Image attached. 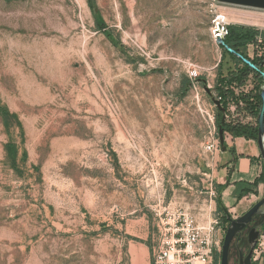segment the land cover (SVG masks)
I'll list each match as a JSON object with an SVG mask.
<instances>
[{
  "label": "rangeland",
  "instance_id": "rangeland-1",
  "mask_svg": "<svg viewBox=\"0 0 264 264\" xmlns=\"http://www.w3.org/2000/svg\"><path fill=\"white\" fill-rule=\"evenodd\" d=\"M92 2L0 0V264H153L184 211L222 235L203 80L216 98L236 65L212 20L261 31L264 8Z\"/></svg>",
  "mask_w": 264,
  "mask_h": 264
},
{
  "label": "built area",
  "instance_id": "built-area-1",
  "mask_svg": "<svg viewBox=\"0 0 264 264\" xmlns=\"http://www.w3.org/2000/svg\"><path fill=\"white\" fill-rule=\"evenodd\" d=\"M229 22L221 15H216L212 20L211 38L216 42L218 38L224 39L228 34ZM248 46L252 47V51L248 52V58L264 59V39L258 35L255 40ZM256 77L249 74L241 83H234L230 86L232 93L227 92L225 96L217 95L216 99L223 101L225 120L229 122L253 121V117L245 113L246 104L238 102V95L249 93L254 90L256 85ZM236 101L238 103H236ZM222 104V105H223ZM210 138L206 142V149L214 156L220 151V142L217 138L218 127L215 124V117H210ZM226 136H230L228 132H224ZM225 136V138H226ZM214 158V157H213ZM210 196L215 195L210 191ZM216 220L209 222L208 227L201 228L197 225L196 217L191 213L184 211L177 216L174 226L169 228L170 238L166 241L165 247L161 249L154 257L153 264H195V260L205 262L210 260L212 252L219 253L225 230L219 236V229ZM204 234L205 238L198 243H194L195 239L190 238L193 235ZM264 252V235L261 234L257 239V244L253 250V260L260 257Z\"/></svg>",
  "mask_w": 264,
  "mask_h": 264
},
{
  "label": "trees",
  "instance_id": "trees-1",
  "mask_svg": "<svg viewBox=\"0 0 264 264\" xmlns=\"http://www.w3.org/2000/svg\"><path fill=\"white\" fill-rule=\"evenodd\" d=\"M89 5L94 8L92 0H89ZM104 23L99 22L98 26L100 28H104ZM105 35L114 42V44H119L117 43L112 35L108 32L105 31ZM260 35L264 39V30L259 31L256 28L253 27H247L243 25H229L228 26V34L227 36L223 39L225 45L228 47L232 48L233 50L241 53L244 57H247L243 52L242 48H244L247 44L253 42L256 38V36ZM224 55H226L228 58H230L236 67L232 70H228L226 74H220V79H218L219 83H222L223 85L221 87L217 86L218 89V95L225 96L227 92L232 93V88L230 86L234 83L241 84L246 77L249 74H253L257 81L255 85V89L249 93L241 94L238 95L240 99L246 104L245 107V113L249 114L252 116L254 119L253 121L250 122H241V121H234V122H229V121H224L223 123V131L228 132L232 137H244L246 139H253L256 141L257 139V121H256V114L260 108L261 105V99L259 96V89L260 85L262 83V78L260 76V71L261 69L264 68V60L263 59H250L251 62L258 68H252L250 65L244 63L239 57L234 55L231 52H228L226 49L223 48ZM223 55V56H224ZM248 58V57H247ZM186 80L182 81V94H185L187 90L186 86ZM226 86V87H225ZM221 104H223V101H220ZM224 106V104H223ZM220 120H221V113L216 112L215 114V123L217 125H220ZM260 181H264V165L262 168V172L259 177H257L253 182L247 183V182H238L236 183V197L239 199L243 195H245L247 192H250ZM215 200L217 202V206L222 212L223 204L221 202V199L218 195L215 196ZM247 204V202L245 203ZM223 213V212H222ZM220 214V218L223 221V230L226 229V226L228 224L227 219L223 214ZM262 216H256L253 221L248 224V226L243 230L242 233H244V243L242 245V248L246 244V233L248 229L252 226L258 225L261 231V234L264 235V222L262 223ZM232 246H230L229 250V257H228V262L229 264H232L231 252ZM218 256H220V252L217 253ZM263 259V264H264V252L261 255ZM236 261V264L238 262V259H234ZM215 264H218L217 261ZM233 264H235L233 262ZM253 264H257V262L253 261Z\"/></svg>",
  "mask_w": 264,
  "mask_h": 264
},
{
  "label": "crops",
  "instance_id": "crops-1",
  "mask_svg": "<svg viewBox=\"0 0 264 264\" xmlns=\"http://www.w3.org/2000/svg\"><path fill=\"white\" fill-rule=\"evenodd\" d=\"M227 140L226 148L214 156L215 162L219 160V166L212 167L206 192L211 194L213 191L218 195L228 211L239 209L242 214L264 194V181L258 182L239 199L236 197V183L253 182L260 176L264 164L255 140L232 136Z\"/></svg>",
  "mask_w": 264,
  "mask_h": 264
},
{
  "label": "water",
  "instance_id": "water-1",
  "mask_svg": "<svg viewBox=\"0 0 264 264\" xmlns=\"http://www.w3.org/2000/svg\"><path fill=\"white\" fill-rule=\"evenodd\" d=\"M223 3H230V4H237V5H244V6H251L257 8H264V0H217ZM218 45H221L224 49L228 52L233 53L237 57H239L244 63L250 65L252 68L258 69L249 58L244 57L241 53L233 50L232 48L225 45L224 40L218 38L216 40ZM260 76L262 78V83L259 89V96L261 99L260 108L256 114V121H257V139L256 143L259 148L260 156L264 164V68L259 70ZM204 82V89L207 94L211 97L212 102L216 106L219 113H221V120L220 125H218V138L221 144V148L225 149L224 143V131H223V123L225 121L224 115V107L221 102L212 97V93L210 87L206 85L205 80ZM223 215L228 221L226 226L223 240L221 244L220 250V261L219 264H229L228 257H229V250L233 240L238 242L243 230L250 224L256 216H262V223L264 222V194L257 200L251 207H249L245 212L237 217H232L229 213L228 209L223 207L222 208ZM261 235V231L258 225L252 226L248 229L246 233V241L248 244V250L245 254L242 252V248H238V262L237 264H253V250L257 244V239Z\"/></svg>",
  "mask_w": 264,
  "mask_h": 264
},
{
  "label": "flooded vegetation",
  "instance_id": "flooded-vegetation-1",
  "mask_svg": "<svg viewBox=\"0 0 264 264\" xmlns=\"http://www.w3.org/2000/svg\"><path fill=\"white\" fill-rule=\"evenodd\" d=\"M243 236H244V233L241 234L238 242H235V240H233L231 243L232 244L231 252L232 253H234L235 251L237 252V259H238V248H240V247L242 248V245L244 243V237ZM242 252H243V254H245L243 248H242Z\"/></svg>",
  "mask_w": 264,
  "mask_h": 264
}]
</instances>
